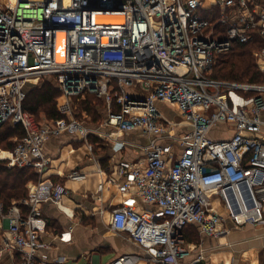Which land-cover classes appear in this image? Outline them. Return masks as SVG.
Returning <instances> with one entry per match:
<instances>
[{"label":"built area","instance_id":"built-area-1","mask_svg":"<svg viewBox=\"0 0 264 264\" xmlns=\"http://www.w3.org/2000/svg\"><path fill=\"white\" fill-rule=\"evenodd\" d=\"M215 5L217 13L204 10L202 0H0V126L25 131L0 160L39 175L26 184L25 198L5 211L0 203V257L65 261L46 252L40 204L60 206L67 188L43 176L50 163L44 145L62 133L86 142L101 136L73 115L72 97L85 93L102 101V125L154 137L142 147L144 165L118 159L120 182L105 180L127 194L112 208L110 228L141 250L108 264H193L185 227L217 238L227 232L225 220L264 226V85L210 77L221 52L256 35L262 46L254 56L264 64V4ZM46 79L61 92L60 118L37 119L22 107L27 90ZM159 103L173 105L177 119ZM228 129L229 136H214ZM65 176L83 180L86 173L73 168ZM137 200L146 206L138 208ZM55 238L67 242L71 234Z\"/></svg>","mask_w":264,"mask_h":264},{"label":"crops","instance_id":"crops-1","mask_svg":"<svg viewBox=\"0 0 264 264\" xmlns=\"http://www.w3.org/2000/svg\"><path fill=\"white\" fill-rule=\"evenodd\" d=\"M253 1L264 4V0ZM204 2L207 3L202 1L204 10L212 8L215 13L220 10L215 5L216 1ZM167 107V115L177 119V115L168 111ZM105 115L103 106L101 119ZM260 116L264 118V111ZM103 122L99 120L97 128H94L95 133L101 136L92 135L101 140L97 144L92 145L89 140L86 142L78 136L62 133L51 137L44 145L50 163L43 176L62 182L67 188L60 206L51 202L40 204V214L46 220L44 240L51 245L46 250L47 256L53 258L55 255H63L65 261L62 264H108L119 255L141 253L140 248L126 235L112 231L109 226L112 208L127 194L118 191L116 182L110 184L105 180L113 177L120 182L114 163L118 159L139 160L144 165L146 159L142 147L148 145L154 137L140 130L121 133L102 125ZM224 133L229 136L231 129ZM73 168L86 173L85 179L66 178L65 175ZM213 198L219 207L217 198ZM137 206L142 208L146 205L137 200ZM224 224L227 232L217 238L200 234L197 227L192 225V233L188 236L196 237L197 240L185 242L192 251L189 259L193 264H264V226L245 224L237 227L229 220H225ZM64 231L71 234L67 242L55 238V235ZM199 255L201 258L196 260ZM16 259L14 255L4 253L0 257V264H16ZM137 264L147 263L140 261Z\"/></svg>","mask_w":264,"mask_h":264},{"label":"trees","instance_id":"trees-1","mask_svg":"<svg viewBox=\"0 0 264 264\" xmlns=\"http://www.w3.org/2000/svg\"><path fill=\"white\" fill-rule=\"evenodd\" d=\"M262 46L261 39L256 35L247 44L235 43L229 51L221 52L213 65L210 77L219 81L264 83V71H261L256 64L252 53ZM264 69V67H262ZM61 92L48 79L31 86L26 93L22 107L37 119L47 120L60 118L63 114L58 109V102ZM74 113L77 118L85 120L90 116L92 119L101 120L103 103L95 95L85 93L83 96L72 97ZM101 109V110H100ZM83 114V115H82ZM25 131L21 125L3 124L0 126V148L5 151H12L16 142L21 139ZM89 142L97 144L101 140L88 137ZM9 153L0 150V157H8ZM39 175L31 167L9 165L8 161L0 160V203L4 211L12 202H19L27 196L26 184L30 181L37 182ZM192 225L183 229V236L186 241L197 240L190 238Z\"/></svg>","mask_w":264,"mask_h":264},{"label":"rangeland","instance_id":"rangeland-1","mask_svg":"<svg viewBox=\"0 0 264 264\" xmlns=\"http://www.w3.org/2000/svg\"><path fill=\"white\" fill-rule=\"evenodd\" d=\"M203 1V3H205L204 2V0H202ZM212 1H219V0H212ZM207 2H208V0H207ZM205 4H207V3H205ZM256 50H254L253 51V53H252V56L254 57V59H255V61H256V58H255V56H254V52H255ZM219 57V56H218ZM256 64H257V66L259 67V69L261 70V71H264V69H262V67H264V64H258L257 62H256ZM257 84H261V85H264V83H257ZM63 101V99H59V101ZM165 104H163V103H159L158 104V108L160 109V111L162 112V113H164V114H168L167 112H166V109H165ZM168 107H167V109H168V111H170V112H174L175 110H174V106L173 105H167ZM169 112V113H170ZM73 115L74 116H76L75 115V113H74V108H73ZM83 115V114H82ZM105 117V116H104ZM103 117V119H101V121H104L105 120V118ZM42 118H43V116H42ZM84 119V118H83ZM85 120H87V124L89 123V125L91 126V127H93V128H97L96 126H97V124H98V122H99V120L98 119H92V117H90V116H88V118L86 117L85 118ZM223 136H228V133H215V137H218V138H220V137H223ZM0 150L1 151H4V152H7V151H5V150H3V149H1L0 148ZM4 161H7V160H4ZM8 164H9V162H8Z\"/></svg>","mask_w":264,"mask_h":264},{"label":"bare ground","instance_id":"bare-ground-1","mask_svg":"<svg viewBox=\"0 0 264 264\" xmlns=\"http://www.w3.org/2000/svg\"><path fill=\"white\" fill-rule=\"evenodd\" d=\"M0 158H7V157H0ZM213 202H215V201H214V198H213Z\"/></svg>","mask_w":264,"mask_h":264},{"label":"water","instance_id":"water-1","mask_svg":"<svg viewBox=\"0 0 264 264\" xmlns=\"http://www.w3.org/2000/svg\"><path fill=\"white\" fill-rule=\"evenodd\" d=\"M106 6H108V5H106Z\"/></svg>","mask_w":264,"mask_h":264}]
</instances>
